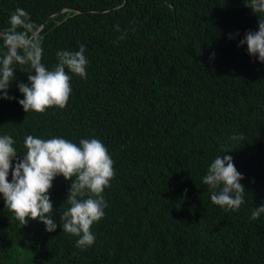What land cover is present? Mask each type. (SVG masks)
<instances>
[{
  "label": "trees",
  "instance_id": "obj_1",
  "mask_svg": "<svg viewBox=\"0 0 264 264\" xmlns=\"http://www.w3.org/2000/svg\"><path fill=\"white\" fill-rule=\"evenodd\" d=\"M16 8L40 27L50 70L59 50L84 44L87 79L69 73L65 108L26 113L18 85L28 73L17 69L14 99L0 91V135L21 158L28 135L99 139L115 176L86 249L60 224L62 175L50 189L54 232L20 224L0 193V264H264V214L251 219L264 205V62L238 46L259 30L245 0H0V30ZM221 155L244 177L239 211L213 204L203 183Z\"/></svg>",
  "mask_w": 264,
  "mask_h": 264
},
{
  "label": "clouds",
  "instance_id": "obj_2",
  "mask_svg": "<svg viewBox=\"0 0 264 264\" xmlns=\"http://www.w3.org/2000/svg\"><path fill=\"white\" fill-rule=\"evenodd\" d=\"M245 3L260 17L259 30L247 31L238 46L246 44L248 53L253 57L258 54L259 61L264 62V0H245ZM9 25L0 30V41L6 49L0 55L3 97L14 99L9 97L7 90L17 79L16 70L19 69L28 73V82L18 85L24 95L19 103L26 113L65 108L72 93L69 73L87 79L86 46L80 44L78 51L59 50L56 53L58 63L50 70L42 63L43 37L30 14L16 8L9 18ZM15 143L12 136L0 135V193L6 208L22 225H27L30 218L43 222L46 231L54 232L58 225L52 218L54 209L50 189L54 179L62 175L71 181L66 199L70 207L60 215L63 232L79 238L77 248L92 246L96 237L91 228L94 222L105 216L104 209L108 205L103 193L115 176L114 161L107 147L96 138H82L77 145L62 137L43 139L28 135L24 140L27 151L21 158ZM13 160L16 161L14 167ZM10 171L11 182L8 179ZM243 178L233 157L221 155L210 164L203 183L208 186L213 204L226 212L239 211L247 192L241 183ZM261 214H264V205L252 211L251 219H259Z\"/></svg>",
  "mask_w": 264,
  "mask_h": 264
},
{
  "label": "rangeland",
  "instance_id": "obj_3",
  "mask_svg": "<svg viewBox=\"0 0 264 264\" xmlns=\"http://www.w3.org/2000/svg\"><path fill=\"white\" fill-rule=\"evenodd\" d=\"M23 260H26V258H23ZM29 262V264H31V261H27V263Z\"/></svg>",
  "mask_w": 264,
  "mask_h": 264
}]
</instances>
